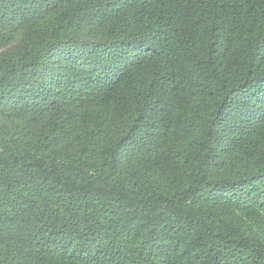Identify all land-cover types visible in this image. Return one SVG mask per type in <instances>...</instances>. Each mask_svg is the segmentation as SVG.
Returning a JSON list of instances; mask_svg holds the SVG:
<instances>
[{
	"label": "trees",
	"instance_id": "obj_1",
	"mask_svg": "<svg viewBox=\"0 0 264 264\" xmlns=\"http://www.w3.org/2000/svg\"><path fill=\"white\" fill-rule=\"evenodd\" d=\"M0 264H264V0H0Z\"/></svg>",
	"mask_w": 264,
	"mask_h": 264
}]
</instances>
